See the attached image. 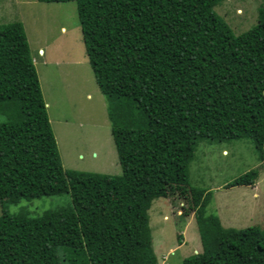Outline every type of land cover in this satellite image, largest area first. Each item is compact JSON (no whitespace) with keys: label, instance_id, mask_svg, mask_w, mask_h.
<instances>
[{"label":"trees","instance_id":"obj_1","mask_svg":"<svg viewBox=\"0 0 264 264\" xmlns=\"http://www.w3.org/2000/svg\"><path fill=\"white\" fill-rule=\"evenodd\" d=\"M72 1L120 173L62 167L23 26L0 23V264H156L147 211L175 191L200 242L180 264H264V228L222 226L188 179L199 141L249 139L264 163V0L236 34L213 9L222 0ZM56 194L69 205L6 210Z\"/></svg>","mask_w":264,"mask_h":264},{"label":"rangeland","instance_id":"obj_2","mask_svg":"<svg viewBox=\"0 0 264 264\" xmlns=\"http://www.w3.org/2000/svg\"><path fill=\"white\" fill-rule=\"evenodd\" d=\"M260 3L222 0L213 9L236 34L255 23ZM10 21L23 26L62 167L119 174L106 102L83 51L75 2L0 0V23ZM254 167L258 175L252 185L225 187ZM188 179L211 192L206 212L216 214L222 226L264 228V163L257 160L249 139L199 141L189 162ZM69 203L68 194L43 195L20 199L6 210L38 215ZM189 205L188 197L177 191L152 200L147 212L156 264H180L184 256L200 250Z\"/></svg>","mask_w":264,"mask_h":264},{"label":"crops","instance_id":"obj_3","mask_svg":"<svg viewBox=\"0 0 264 264\" xmlns=\"http://www.w3.org/2000/svg\"><path fill=\"white\" fill-rule=\"evenodd\" d=\"M32 60H33V58H32ZM34 61V60H33ZM46 104V103H45Z\"/></svg>","mask_w":264,"mask_h":264},{"label":"bare ground","instance_id":"obj_4","mask_svg":"<svg viewBox=\"0 0 264 264\" xmlns=\"http://www.w3.org/2000/svg\"><path fill=\"white\" fill-rule=\"evenodd\" d=\"M40 51H42V50H40Z\"/></svg>","mask_w":264,"mask_h":264},{"label":"clouds","instance_id":"obj_5","mask_svg":"<svg viewBox=\"0 0 264 264\" xmlns=\"http://www.w3.org/2000/svg\"><path fill=\"white\" fill-rule=\"evenodd\" d=\"M32 62H33V60H32Z\"/></svg>","mask_w":264,"mask_h":264}]
</instances>
